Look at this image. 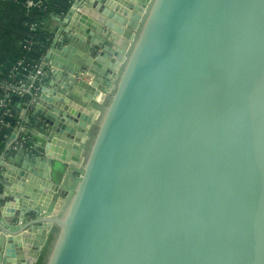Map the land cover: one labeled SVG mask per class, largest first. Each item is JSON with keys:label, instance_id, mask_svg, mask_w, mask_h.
<instances>
[{"label": "water", "instance_id": "95a60500", "mask_svg": "<svg viewBox=\"0 0 264 264\" xmlns=\"http://www.w3.org/2000/svg\"><path fill=\"white\" fill-rule=\"evenodd\" d=\"M59 22L0 154V264H264V0Z\"/></svg>", "mask_w": 264, "mask_h": 264}, {"label": "crops", "instance_id": "0c3cea01", "mask_svg": "<svg viewBox=\"0 0 264 264\" xmlns=\"http://www.w3.org/2000/svg\"><path fill=\"white\" fill-rule=\"evenodd\" d=\"M30 3V5L28 4ZM44 3V0H0V67L10 69L19 59L24 44H29L27 55L23 60L24 64L36 63L41 57V43H33L32 20L36 16L37 9ZM51 14L45 22V29L50 34L59 25V19L69 7V0H50ZM24 102L18 112H14L17 119L13 131L21 127L20 117L24 115ZM10 125L14 124L12 119ZM12 121V122H11ZM19 124V125H18ZM12 131V132H13ZM0 135V143L5 140ZM69 165H55L53 181L58 185L64 184L68 191H71L77 182L80 174L69 171ZM1 219V223L7 227Z\"/></svg>", "mask_w": 264, "mask_h": 264}, {"label": "built area", "instance_id": "2783aa9c", "mask_svg": "<svg viewBox=\"0 0 264 264\" xmlns=\"http://www.w3.org/2000/svg\"><path fill=\"white\" fill-rule=\"evenodd\" d=\"M28 48L29 44L23 45V49L28 50ZM24 63L23 60H18L7 69L6 77L0 80V129L10 126L6 120L12 119V107L15 103L25 101L36 90L37 81L44 73L42 63Z\"/></svg>", "mask_w": 264, "mask_h": 264}, {"label": "trees", "instance_id": "16d2710c", "mask_svg": "<svg viewBox=\"0 0 264 264\" xmlns=\"http://www.w3.org/2000/svg\"><path fill=\"white\" fill-rule=\"evenodd\" d=\"M49 1L50 0H44V3L37 9L36 16L34 17V19L31 22V24L33 25V43H36V44L39 43V38L41 36H43L44 39L41 43V48L43 47V49L47 45V41L49 38V33L45 29V22L47 21L48 17L51 14ZM72 1L73 0H69V5L72 3ZM26 55H27V51L25 49H22L18 60L25 59ZM7 74H8V70L0 67V80L4 79ZM12 103H13V100H12ZM11 114H12V120L14 121V124L12 123V125H10L8 127H5V126L2 127L1 126L2 128L0 129V135L5 136V138L8 137L12 133L14 126H15V123H17V119L15 117L14 112H12ZM6 122L9 123L10 120H6ZM4 142H5V140L2 143H0V154L3 151ZM45 254H46V250L41 255L37 264H43Z\"/></svg>", "mask_w": 264, "mask_h": 264}, {"label": "bare ground", "instance_id": "6f19581e", "mask_svg": "<svg viewBox=\"0 0 264 264\" xmlns=\"http://www.w3.org/2000/svg\"><path fill=\"white\" fill-rule=\"evenodd\" d=\"M89 80H90V78H89Z\"/></svg>", "mask_w": 264, "mask_h": 264}]
</instances>
